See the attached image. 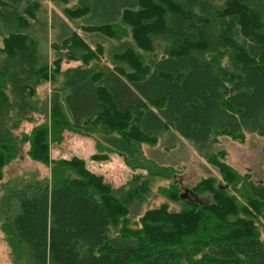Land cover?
Listing matches in <instances>:
<instances>
[{"label": "trees", "instance_id": "16d2710c", "mask_svg": "<svg viewBox=\"0 0 264 264\" xmlns=\"http://www.w3.org/2000/svg\"><path fill=\"white\" fill-rule=\"evenodd\" d=\"M39 1L0 0V33L13 41L0 52V176L27 144L28 156L51 169L1 200L13 263L264 264V182L249 173L235 180L226 153L212 150L220 136L264 137V0H77L67 23L58 19L64 32L52 47L78 64L46 104L47 121L19 136L43 79L39 46L48 29L30 22L41 23ZM66 132L96 136L100 153L145 173L115 188L83 157L50 161ZM169 132L192 143L229 186L208 179L195 192H208L210 202L141 214L154 179L174 176L143 147Z\"/></svg>", "mask_w": 264, "mask_h": 264}, {"label": "rangeland", "instance_id": "374dc122", "mask_svg": "<svg viewBox=\"0 0 264 264\" xmlns=\"http://www.w3.org/2000/svg\"><path fill=\"white\" fill-rule=\"evenodd\" d=\"M76 2L77 0H40L41 9L37 12V16H39L38 20L44 24L41 25L40 23L38 25L30 20L35 29H38L39 26H44L45 28V25L48 29L46 34L43 33L42 42H40L39 46V66L43 79L41 85L32 92L30 97L33 101V112L25 116L24 121H22L15 132L16 135L29 134L36 124L47 121L44 113L46 104L51 100L53 92L58 90V86L62 84L65 71L68 68H74L78 64L75 61H68L64 53H58L52 47L54 43L59 41V34L64 32V30L59 28L62 23L58 19L63 20V23H67L64 20L66 18L64 13H66L68 7L74 8ZM85 18L91 17L88 15ZM85 18L84 21H86ZM80 20L78 18L75 20L78 26L79 23H82ZM71 24V28L74 29V25L76 26L74 20ZM6 35L0 33V52L8 47L6 46L8 44L6 41L13 42ZM93 52H95V48ZM58 57H62L63 60L61 64L57 65ZM100 64L105 65L103 61H100ZM57 66H59V69ZM28 149V144L23 145L16 160L5 166L1 171L0 207L5 192L11 187L18 186L19 183L51 177L50 167L33 161L28 156ZM143 150L145 156L155 163L173 168L174 176L170 180L154 179L152 193L149 199L143 202L140 207L141 214L143 211L158 208L161 205H166L170 212L178 213L188 206L190 202L200 204L210 202L213 198L211 194L208 192L196 194L195 192V188L197 189L199 184L208 179H213L215 187L218 189L229 186V183L223 180L219 171L199 155L192 143L174 132L163 134L154 147L144 145ZM212 150L213 152L224 151L226 153L222 160L235 173V175L233 174L235 180H240L237 175L244 176L249 173L255 182H264V137L249 132L245 134V139L241 142L228 136H220L212 146ZM81 157L84 158L85 165L92 174L99 177L102 176L106 182L115 188L127 184L135 175L145 173L142 170H133L128 167L123 158L117 154L108 153L107 150L100 153L97 150L96 136L85 137L71 132H66L61 142L52 145L49 158L51 161L72 160ZM171 188H175L178 199H176L177 196L174 200L169 199V194L171 193L169 189ZM141 214L136 217L135 221L133 220L135 222L133 226H138L137 222ZM261 229L264 230V227ZM0 264H14L10 256V249L1 231V226Z\"/></svg>", "mask_w": 264, "mask_h": 264}]
</instances>
